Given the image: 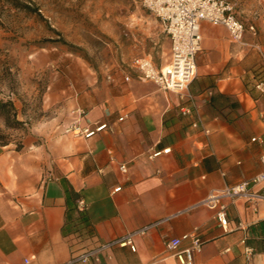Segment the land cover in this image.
I'll return each mask as SVG.
<instances>
[{
	"label": "crops",
	"instance_id": "1",
	"mask_svg": "<svg viewBox=\"0 0 264 264\" xmlns=\"http://www.w3.org/2000/svg\"><path fill=\"white\" fill-rule=\"evenodd\" d=\"M146 18L155 25L152 48L168 64L170 39ZM252 25L256 33L246 30L239 44L202 21L196 75L182 93L120 68L70 94L63 113L33 124L19 148L0 145V264H178L166 242L193 231L203 240L195 264H264V200L222 199L225 226L200 203L262 170L264 18ZM103 123L87 139L66 131ZM65 187L79 194L93 227L87 247H100L86 261L71 252L75 237L62 234ZM252 191L264 192V182ZM142 228L134 249L116 242Z\"/></svg>",
	"mask_w": 264,
	"mask_h": 264
},
{
	"label": "rangeland",
	"instance_id": "2",
	"mask_svg": "<svg viewBox=\"0 0 264 264\" xmlns=\"http://www.w3.org/2000/svg\"><path fill=\"white\" fill-rule=\"evenodd\" d=\"M228 1L246 25L264 18V0ZM146 14L140 0H0V99L13 101L22 122L0 115V142L19 148L33 124L63 113L70 94L111 80L135 57L152 50L165 65Z\"/></svg>",
	"mask_w": 264,
	"mask_h": 264
},
{
	"label": "built area",
	"instance_id": "3",
	"mask_svg": "<svg viewBox=\"0 0 264 264\" xmlns=\"http://www.w3.org/2000/svg\"><path fill=\"white\" fill-rule=\"evenodd\" d=\"M141 6L152 14L161 24L165 34L170 39V59L168 64L157 68L152 59L147 56L135 57L128 64V70L134 71L139 81L155 83L161 90L176 93L184 92L196 75V55L201 48L200 23L202 21L213 25L224 26L234 43H242L246 30L255 34L252 24L246 25L236 14L234 5L228 0H140ZM130 75L126 74L124 80L128 81ZM181 114H191L188 107L181 108ZM198 126L197 122L192 123ZM107 124H98L91 127H81L78 124L70 125L66 131L75 136L90 138L102 131ZM254 139V138H253ZM262 170L247 180L226 186L222 189L212 190L200 203L213 209L215 220L221 225L227 224L226 209L229 203L221 200L227 199L230 203L242 198L248 201L264 200V192L255 193L252 187L264 182V150L261 157ZM125 170V166H120ZM116 187L114 190H119ZM83 200L79 199L78 208L83 209ZM146 228L136 230L116 242L119 245L132 244V237L142 234ZM189 241V245L180 248L181 242ZM203 240L196 232L184 233L179 237L171 238L166 242V248L178 264H195V255L201 251ZM100 247L88 249L78 254L75 259L86 261L95 256ZM153 264V263H150Z\"/></svg>",
	"mask_w": 264,
	"mask_h": 264
},
{
	"label": "trees",
	"instance_id": "4",
	"mask_svg": "<svg viewBox=\"0 0 264 264\" xmlns=\"http://www.w3.org/2000/svg\"><path fill=\"white\" fill-rule=\"evenodd\" d=\"M264 72V70H262ZM0 115H2L7 123L21 125V121L17 119V112L12 100L0 99ZM1 141V140H0ZM8 142H0V145H6ZM80 196L74 192L70 187H65V223L62 227V234L64 236L73 235L76 239L70 245L71 252H84L88 248L87 241L94 235L93 227L85 213V210L78 208V201Z\"/></svg>",
	"mask_w": 264,
	"mask_h": 264
}]
</instances>
